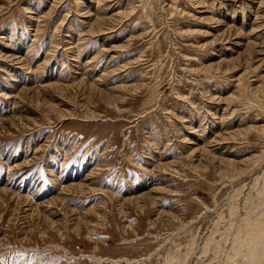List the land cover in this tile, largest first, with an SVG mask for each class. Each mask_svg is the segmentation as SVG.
Wrapping results in <instances>:
<instances>
[{
	"label": "rangeland",
	"instance_id": "1",
	"mask_svg": "<svg viewBox=\"0 0 264 264\" xmlns=\"http://www.w3.org/2000/svg\"><path fill=\"white\" fill-rule=\"evenodd\" d=\"M262 216L264 0H0V264H253Z\"/></svg>",
	"mask_w": 264,
	"mask_h": 264
},
{
	"label": "bare ground",
	"instance_id": "2",
	"mask_svg": "<svg viewBox=\"0 0 264 264\" xmlns=\"http://www.w3.org/2000/svg\"><path fill=\"white\" fill-rule=\"evenodd\" d=\"M264 216H262V218H263ZM261 217H260V219L262 220V221H264V219H262ZM254 236V235H253ZM259 244H260V246L261 247H263L264 248V232L262 233V234H260V236H259ZM256 249L255 250H253V252L254 253H256L255 255H253L254 256V260H253V264H263V260H264V249H263V253H262V251H260L259 249H260V247H259V249H257L258 247H255ZM261 249V250H262ZM244 251V250H243Z\"/></svg>",
	"mask_w": 264,
	"mask_h": 264
}]
</instances>
